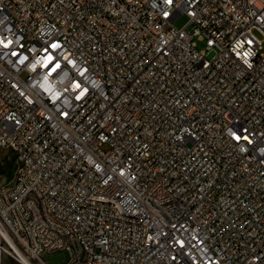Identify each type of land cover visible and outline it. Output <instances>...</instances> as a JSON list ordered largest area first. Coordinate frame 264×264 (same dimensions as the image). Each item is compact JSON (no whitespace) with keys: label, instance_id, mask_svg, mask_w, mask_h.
Instances as JSON below:
<instances>
[{"label":"built area","instance_id":"obj_1","mask_svg":"<svg viewBox=\"0 0 264 264\" xmlns=\"http://www.w3.org/2000/svg\"><path fill=\"white\" fill-rule=\"evenodd\" d=\"M257 32L264 0H0V262L264 264Z\"/></svg>","mask_w":264,"mask_h":264},{"label":"rangeland","instance_id":"obj_2","mask_svg":"<svg viewBox=\"0 0 264 264\" xmlns=\"http://www.w3.org/2000/svg\"><path fill=\"white\" fill-rule=\"evenodd\" d=\"M187 21L188 17L182 14L175 20L174 24L178 27H182ZM257 35L260 39H264L263 34L257 32ZM197 45L199 49H203L205 43L204 41L197 40ZM18 165L19 163L14 151L7 147H0V192L12 185ZM67 258L68 254L66 251L43 253V259L50 264L65 262ZM13 261L14 264H20L15 260ZM3 264H8V262H4Z\"/></svg>","mask_w":264,"mask_h":264},{"label":"bare ground","instance_id":"obj_3","mask_svg":"<svg viewBox=\"0 0 264 264\" xmlns=\"http://www.w3.org/2000/svg\"><path fill=\"white\" fill-rule=\"evenodd\" d=\"M34 199V192H24V198L19 199V212H27V206H28V200ZM22 257L25 261H28L27 258L22 254V252L19 250ZM4 262H0V264H3ZM28 263H31L28 261Z\"/></svg>","mask_w":264,"mask_h":264}]
</instances>
